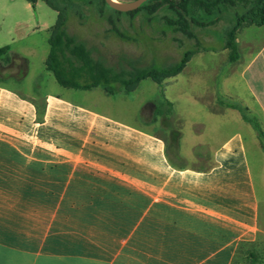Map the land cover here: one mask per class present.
<instances>
[{"label": "crops", "instance_id": "obj_1", "mask_svg": "<svg viewBox=\"0 0 264 264\" xmlns=\"http://www.w3.org/2000/svg\"><path fill=\"white\" fill-rule=\"evenodd\" d=\"M1 18L0 60H24L13 47L21 22L7 30ZM240 81L264 117V43ZM64 89L23 92L0 78V264H233L240 247L264 240L247 130L260 142L238 112L166 97L183 120L174 128L182 161H171L165 139L112 114L105 96L86 103ZM121 245L131 253L100 250Z\"/></svg>", "mask_w": 264, "mask_h": 264}, {"label": "rangeland", "instance_id": "obj_2", "mask_svg": "<svg viewBox=\"0 0 264 264\" xmlns=\"http://www.w3.org/2000/svg\"><path fill=\"white\" fill-rule=\"evenodd\" d=\"M51 1L57 7H65L63 14L67 19L69 33L86 42L94 57L103 59L109 66L119 68L120 65L126 66L127 60H130L141 67L152 64L163 67L179 62L187 51L196 52L181 74L165 79L162 85L146 79L130 95L120 93L110 97L105 95L102 88H95L90 92L73 90L77 97H82V101L87 103L97 95L105 96L104 98L112 102L113 108L109 110L112 114L121 115L136 125L147 126L168 144L172 142V128H182L183 120H179L174 114L170 119L154 117L155 104L166 100V97L176 101L195 95L214 113L230 109L242 116L239 108L245 109L247 115L255 117L264 130V117L250 103V96L244 93L240 81L243 67L264 43V26L246 25L239 30L236 60L231 61L230 51L226 48L225 33L235 23L237 14L244 11L240 5L220 6L211 14L203 11L193 13L203 25L193 24L191 30L194 35L189 36L166 25L164 17L175 16L168 8H163L154 18L148 20L142 15L134 19L126 14L119 16L109 6H105L102 0ZM116 1L125 4L134 0ZM27 4L26 0H0L3 26L12 30L16 28V22H21L18 26L21 38L16 40L13 47L22 51L21 56L24 58L14 62L12 58L6 60L2 57L0 78H5L8 84L23 92H28V88L40 92H66L67 89L61 87L54 75L45 68V59L50 50V28L56 24L58 13L41 0L29 8ZM110 18L119 20L118 28L124 37L111 31ZM46 72L48 75H45ZM46 76H49L47 78L51 80L50 83H46ZM246 101L250 103V107ZM36 104L43 107L44 100L40 98ZM187 117L183 127L185 133L190 130ZM202 120L205 121L204 118ZM207 122L208 128L215 124L211 120ZM233 128L234 124L221 126L220 131L228 133ZM246 135L254 174L260 193L264 196L262 142L258 138L259 147L252 141L248 130ZM183 163L197 168L207 166L201 161L183 160ZM100 250L106 254L131 253L127 245L104 247ZM233 264H264V240L243 245Z\"/></svg>", "mask_w": 264, "mask_h": 264}, {"label": "trees", "instance_id": "obj_3", "mask_svg": "<svg viewBox=\"0 0 264 264\" xmlns=\"http://www.w3.org/2000/svg\"><path fill=\"white\" fill-rule=\"evenodd\" d=\"M26 1L35 5L40 0ZM41 1H44L58 13L57 22L51 30L49 38L50 52L45 65L46 69L53 73L58 84L64 88L85 91L102 88L110 96H116L120 93L129 95L138 88L143 80L151 79L156 84L162 85L165 79L178 76L196 54L195 51H187L179 62L163 67H157L154 64L141 67L130 60H127L126 66L120 65L119 68L109 66L103 59L94 57L86 42L69 33L67 19L63 14L65 7H57L51 0ZM102 3L108 6L105 0H102ZM236 5H240L244 11L237 14L235 23L225 33L226 48L230 51L231 61H234L237 58L236 39L239 30L246 25L264 26V0H148L137 10L128 13L118 12L112 8L109 9L119 16L126 14L134 19L142 15L151 20L160 10L168 8L175 16L164 17L166 25L176 31L193 36L192 25H203L193 13L203 11L211 14L220 6ZM109 22L111 31L119 37H124L118 28L119 20L110 18ZM7 50L8 48L0 49V55ZM6 60H10V57L7 56ZM36 107L41 120L45 105L40 107L36 104ZM244 110L239 108L243 120L249 123L256 131L264 150V130L260 127L258 120L247 115ZM172 115L173 105L169 101L164 100L155 104V118L162 116L170 119ZM171 137L172 142L167 146L168 158L171 161H182V157L179 154L180 133L172 128Z\"/></svg>", "mask_w": 264, "mask_h": 264}, {"label": "water", "instance_id": "obj_4", "mask_svg": "<svg viewBox=\"0 0 264 264\" xmlns=\"http://www.w3.org/2000/svg\"><path fill=\"white\" fill-rule=\"evenodd\" d=\"M148 0H134L129 3H120L116 0H105L106 4L115 11L128 13L137 10L140 6L146 3Z\"/></svg>", "mask_w": 264, "mask_h": 264}]
</instances>
